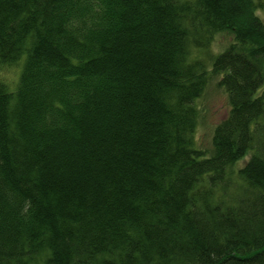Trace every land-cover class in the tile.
Instances as JSON below:
<instances>
[{
	"label": "trees",
	"instance_id": "16d2710c",
	"mask_svg": "<svg viewBox=\"0 0 264 264\" xmlns=\"http://www.w3.org/2000/svg\"><path fill=\"white\" fill-rule=\"evenodd\" d=\"M263 4L0 0V264H264Z\"/></svg>",
	"mask_w": 264,
	"mask_h": 264
},
{
	"label": "rangeland",
	"instance_id": "374dc122",
	"mask_svg": "<svg viewBox=\"0 0 264 264\" xmlns=\"http://www.w3.org/2000/svg\"><path fill=\"white\" fill-rule=\"evenodd\" d=\"M257 15L264 22V4L257 11ZM230 42L231 38L227 33L217 34L206 49H203L200 52L194 51L195 53L192 58H200L205 64L207 63L208 67H210L211 60L215 54L221 52V50L226 48ZM22 63L23 62H21V64ZM21 64L19 63L8 68H0V78L11 85V90L14 89V85L21 72ZM197 105L201 109V114L199 115V127L196 131V141L201 148L209 149L211 146L210 141L213 129L217 124H220L228 114L229 106L227 93L217 84V80L213 79L204 95L199 99ZM249 158L250 156L241 162V164L245 163Z\"/></svg>",
	"mask_w": 264,
	"mask_h": 264
}]
</instances>
